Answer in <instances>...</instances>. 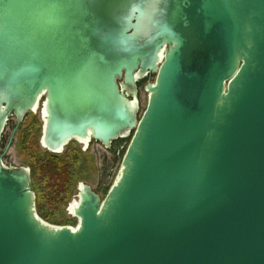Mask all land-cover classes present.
Here are the masks:
<instances>
[{
  "label": "water",
  "instance_id": "1",
  "mask_svg": "<svg viewBox=\"0 0 264 264\" xmlns=\"http://www.w3.org/2000/svg\"><path fill=\"white\" fill-rule=\"evenodd\" d=\"M41 101L51 153L134 132L76 228L0 155V264H264V0H0V147Z\"/></svg>",
  "mask_w": 264,
  "mask_h": 264
},
{
  "label": "rangeland",
  "instance_id": "2",
  "mask_svg": "<svg viewBox=\"0 0 264 264\" xmlns=\"http://www.w3.org/2000/svg\"><path fill=\"white\" fill-rule=\"evenodd\" d=\"M155 77V75H152L148 80L153 82ZM146 81L147 79L142 82V85ZM42 101L36 112L29 113L26 116L24 122L16 131L12 142L11 138L17 121L15 118L9 121L4 131L1 153H4V162L7 165L31 168L33 173L32 184L37 195V210L40 217L53 225H66L76 228L79 224V219L74 215L71 208L76 203L75 201H79L78 187L80 183L89 184L104 198L118 177L124 155L134 131L126 139L116 140L111 149H106L95 141L88 148L84 144L77 142L78 144L75 145V148L78 149L79 154L77 153V160L75 161V181L70 192L61 200L58 199L60 197L54 194L53 183L50 184L52 185L51 188L44 187V190L43 184L39 182V177L43 172L40 169L42 167L41 161L48 159L49 156V151L41 145ZM140 104L139 117L144 113L148 104V94L143 89L140 92ZM35 119L37 122H33ZM67 148L68 146L57 156L62 157Z\"/></svg>",
  "mask_w": 264,
  "mask_h": 264
},
{
  "label": "trees",
  "instance_id": "3",
  "mask_svg": "<svg viewBox=\"0 0 264 264\" xmlns=\"http://www.w3.org/2000/svg\"><path fill=\"white\" fill-rule=\"evenodd\" d=\"M33 122H37V120L35 119ZM40 128H42V125H40ZM75 145L76 143L74 141L69 143L67 151L62 157L57 156L58 154L49 152L48 159L41 161L42 167H40V169L45 172L44 174H42L43 172L41 173L39 182L45 185H42L43 189L44 187L51 188L52 185L50 184L53 183V188H55L54 194L60 197L58 199L61 200L70 192L75 181L74 169L78 153V149L75 148Z\"/></svg>",
  "mask_w": 264,
  "mask_h": 264
},
{
  "label": "flooded vegetation",
  "instance_id": "4",
  "mask_svg": "<svg viewBox=\"0 0 264 264\" xmlns=\"http://www.w3.org/2000/svg\"><path fill=\"white\" fill-rule=\"evenodd\" d=\"M150 76H152V74L150 75ZM149 76V77H150ZM148 79V78H147ZM142 82L143 81H141V82H139V84H138V88H139V96H140V92H141V90L143 89V85H144V83H143V85H142ZM141 85H142V89H141ZM144 90V89H143ZM39 109V108H38ZM37 109V110H38ZM9 123V122H8ZM3 136H4V134H3ZM3 136H2V140H3ZM76 141V142H75ZM93 141H95V140H92L91 142H90V144H89V146H86V144L84 143V142H82V141H78V140H74V142L76 143V144H78L77 142H80V143H82V144H84V146H86L87 148L88 147H90V145H91V143L93 142ZM95 142H97V141H95ZM97 143H99V142H97ZM1 144H2V141H1ZM101 144V143H100ZM69 145V144H68ZM67 145V146H68ZM101 146H103L102 144H101ZM81 147V146H80ZM104 147V146H103ZM66 148V147H65ZM82 148V147H81ZM105 148V147H104ZM67 150V149H66ZM0 155L3 157V159H4V153H1V147H0Z\"/></svg>",
  "mask_w": 264,
  "mask_h": 264
},
{
  "label": "bare ground",
  "instance_id": "5",
  "mask_svg": "<svg viewBox=\"0 0 264 264\" xmlns=\"http://www.w3.org/2000/svg\"><path fill=\"white\" fill-rule=\"evenodd\" d=\"M37 111V110H36ZM83 142V141H82ZM85 143V142H84ZM76 203L75 204H73L72 205V208L71 209H73V207H75L76 205H77V203H78V201H75Z\"/></svg>",
  "mask_w": 264,
  "mask_h": 264
}]
</instances>
